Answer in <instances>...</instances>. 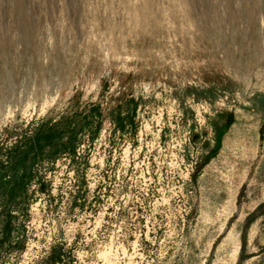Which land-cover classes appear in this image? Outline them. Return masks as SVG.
Returning a JSON list of instances; mask_svg holds the SVG:
<instances>
[{
	"label": "rangeland",
	"instance_id": "374dc122",
	"mask_svg": "<svg viewBox=\"0 0 264 264\" xmlns=\"http://www.w3.org/2000/svg\"><path fill=\"white\" fill-rule=\"evenodd\" d=\"M0 264H264V0H0Z\"/></svg>",
	"mask_w": 264,
	"mask_h": 264
},
{
	"label": "trees",
	"instance_id": "16d2710c",
	"mask_svg": "<svg viewBox=\"0 0 264 264\" xmlns=\"http://www.w3.org/2000/svg\"><path fill=\"white\" fill-rule=\"evenodd\" d=\"M34 142L36 143V142H40V139L39 138H34ZM27 149H29V150H33L34 149V147H33V145L31 144L30 145V147H28ZM28 152L29 151H25V152H23L24 154H25V156H27V154H28ZM20 158V157H19ZM25 160V159H24ZM24 160H23V162H24ZM22 164V159H17L16 161H15V163H14V167H16V166H19V165H21ZM20 184H18V186H19V188L20 189H22L23 188V186L26 184L25 182H24V180L23 181H21V182H19ZM16 190V189H15ZM10 193L12 194V195H14V190H11L10 191Z\"/></svg>",
	"mask_w": 264,
	"mask_h": 264
}]
</instances>
